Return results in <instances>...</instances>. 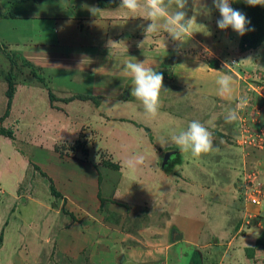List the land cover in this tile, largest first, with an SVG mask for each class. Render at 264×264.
I'll return each instance as SVG.
<instances>
[{
    "label": "crops",
    "instance_id": "1",
    "mask_svg": "<svg viewBox=\"0 0 264 264\" xmlns=\"http://www.w3.org/2000/svg\"><path fill=\"white\" fill-rule=\"evenodd\" d=\"M206 2L188 0L184 11L186 19L193 20L189 36L181 42L162 28L146 39L143 28L151 21L143 8L145 0H140L142 6L136 12L119 9L120 0H0V46L40 68L42 78L74 75L77 82L85 81L86 91L90 90V94L69 90L67 97H62L49 81L48 87L41 85L55 97L50 100L49 91L44 90L48 94L44 107L59 122H74L70 117L75 116L73 108L91 104L82 110L83 120L74 123L78 129L68 128L74 131L71 136L47 126L49 135L78 139L76 134L87 123L93 147L85 155L72 154L66 161L54 149L44 148L43 155L49 160L36 159L37 168L53 185L63 184V191L57 190V195H63V203L70 207V213L64 215L69 228L61 230V235L57 233L62 218H56L55 208L35 225L39 226L36 235L29 230L41 238L40 243L36 239V245L58 244L70 253L73 242L94 243L97 252L106 253L109 247L110 264H183L185 251H191L189 264H260L258 258L264 263L258 256L261 251L248 255L257 248L261 233L256 225L249 228L245 223L264 217V191L259 188L264 186V171L258 162L264 150L242 144L245 105L238 103L248 97L250 80L246 79L256 71L264 77L260 70L264 67V46L242 52L240 35L231 27L219 29L220 13ZM93 7L100 10L95 15L89 10ZM176 10L174 5L168 9L169 13ZM157 23L162 25L164 20ZM204 23H209L206 32L202 31ZM109 41L115 45L109 47ZM127 60L145 61L146 67L163 74L155 117L146 116L142 104L131 96L132 79L122 71ZM241 60L247 61L232 66ZM224 74L233 81L229 97L217 94L216 80ZM19 94L18 87L14 103ZM235 108L236 118L226 123L229 109ZM15 117L22 124L23 117ZM213 117L216 126L209 131L216 150L193 157L168 140L173 132L186 130L193 120L208 127L206 122ZM160 121L167 126L168 136H161L148 125ZM117 128L128 130L122 133ZM171 151L177 154L162 168L165 155ZM97 154L99 163L95 162ZM140 157L142 162H136ZM110 166L118 177L105 200L101 192L110 185L103 170ZM250 196L257 197L259 204L247 201ZM12 211L13 207L2 231L3 250L12 237L25 236V226L23 230L17 227L24 219L12 221ZM138 216L137 225L129 223ZM179 236L182 239L177 240ZM16 244L14 254L6 257L7 264L11 256L30 248L26 240Z\"/></svg>",
    "mask_w": 264,
    "mask_h": 264
},
{
    "label": "rangeland",
    "instance_id": "2",
    "mask_svg": "<svg viewBox=\"0 0 264 264\" xmlns=\"http://www.w3.org/2000/svg\"><path fill=\"white\" fill-rule=\"evenodd\" d=\"M206 1V3L209 2L207 6H211L213 4L212 0ZM217 13H219V11ZM197 16L200 17L199 14H197ZM208 25L209 23H204L205 29L202 30L203 32L208 31ZM218 50H222V47L219 46ZM215 52H217V49ZM173 69L175 71V67H173ZM260 70L262 74H264V67ZM244 72L247 75L251 74L246 70ZM253 73L254 72H252V74ZM253 75L257 76L259 73L256 71ZM41 76L42 73L40 68L28 63L15 53L9 51L6 47L2 48L0 46V236L2 231H4L5 220L8 218L12 207L13 211L11 212V220L19 221V219H21L20 217H22L24 220L22 223L17 222L19 224L17 227L23 230L25 226V236L21 235L19 238H17V236L12 237V239L6 244L4 250V240L0 244V264H7L6 257L8 254L14 252L15 247H17L16 243L20 244L21 242L22 245L24 240H26L28 245L30 244V248L28 247L29 249L27 248V250L17 252L15 257L11 256V259H8V264H110L112 262L110 261V255L108 254L109 247L106 248V253L102 250L97 252L94 243L82 244V241L81 243L73 242V248L75 251L69 246V250L72 252L66 253V251H64V246L61 248L58 244H55V246L52 243L50 245L44 243V246H40V244L36 245L35 242L37 236L34 237L32 232L29 231L34 230L36 235V230L39 229V226L35 225L46 219L49 211L52 213L54 208L56 212L53 211V213L56 214V218H62V222L59 225L60 229H58L59 232L57 234L61 235V230L63 232L66 227L69 228V225H67L69 222L66 224L64 223V215L66 213H70V207L66 203H63V195H61V197L57 195L58 191H63V184L55 183L53 185L54 182L52 183L47 175L43 174V172L37 168L36 159L46 160L48 158V156L43 155L44 151L42 150L44 148L54 149L59 154L61 160L66 161L71 160L72 154H78L81 152L85 155V153H88L90 148L92 149L93 147L91 144L93 139L90 138L92 135L88 133V128H85L87 123H85V127L78 132L80 135L78 133L76 134L78 139L68 138V136L59 139V135H49L50 131L48 129V126L50 129H54L53 127L55 126L58 128L57 132L70 134L69 136H71L74 131H71L68 128L75 126L76 129H78L79 126L74 123H80L83 120L85 114L82 110L86 111V109L91 107V104L83 103L82 106L78 105L73 108L76 113L75 116L71 115L70 117L71 119H75L74 122H70L69 120L59 122V120H56L53 115L48 114V107H44L46 101L48 100V94L45 91H49V89L42 86L47 85L46 87H48L47 81H49V84L53 86L52 88L55 89L58 96L62 97H67L69 90L70 92L77 91L90 94V90L86 91L87 89L84 85L85 81L80 79L77 82L76 79L78 78H75L74 75L56 78L52 76H44V78H42ZM259 77L264 79L262 75H259ZM9 82L13 84L15 94L17 88L19 87L20 94L18 95V102H13L12 108L9 110V114L5 119V113L8 105V97L6 93ZM42 93L46 94L47 97L44 95L42 96ZM247 93L251 94L250 88L247 89ZM13 110L14 116H12ZM15 114L16 116L21 115L23 117L21 119L22 124H19ZM64 125L65 131L61 129ZM148 125L154 126L161 136H168L167 133L170 134V132L167 131V126H164L161 121L158 124H155V122H148ZM115 127L116 126L113 128ZM117 129L122 133L123 131L128 130L125 128ZM1 131L5 134L11 133L14 137H5L1 135ZM85 131L87 133H85ZM258 162L260 165L262 164L261 166H263V172L264 154L261 156L259 155ZM175 163L177 162H174L173 165ZM26 165L28 168H26ZM103 176L104 178H108L107 181L110 185V188H104L103 192H101L102 196H106L105 200H107L109 199L108 191L112 189L111 187L115 184L118 177L117 170H115L113 166L106 167V169L103 170ZM143 178H145V176H143ZM149 178L150 177H147V179ZM250 182L253 187H257L255 183H252L253 181ZM73 185L75 187L77 186L76 184ZM263 187L264 186H260L259 188L264 191ZM53 188L55 191H53ZM259 188L257 190H260ZM15 196L16 198H19H17V203L15 202ZM250 198L246 200L251 202L253 197L250 196ZM14 203L15 205H13ZM54 204L56 205L54 206ZM106 208L108 207L106 206ZM213 211L215 212V208ZM241 211L242 210L240 209L239 212ZM17 216L19 218H17ZM138 218H140V216H138L135 221L132 219L129 223L137 225V222H139ZM256 220L257 221L250 222L249 219H247L245 223L249 226V228L251 225H256L260 230V237H262L264 233V217L259 216ZM79 232L78 237H80ZM243 232H246V228ZM40 233H42L41 229L39 231V234ZM37 241L40 243L41 238L39 240L37 239ZM59 241H61V237ZM31 247L32 250L37 247V250L32 251ZM256 251H261L258 256H262L264 258V247L262 245H259L256 249L249 250L248 255L252 256ZM185 254L187 255L182 257V263H191V251H185ZM258 261H262L260 264H264L261 258H258Z\"/></svg>",
    "mask_w": 264,
    "mask_h": 264
},
{
    "label": "clouds",
    "instance_id": "3",
    "mask_svg": "<svg viewBox=\"0 0 264 264\" xmlns=\"http://www.w3.org/2000/svg\"><path fill=\"white\" fill-rule=\"evenodd\" d=\"M213 6L219 11L220 19L217 20L219 29L224 30L231 27L236 33L243 36L248 30L246 25L249 23L246 17L239 11L230 6L229 0H212ZM245 3L250 6L262 5L264 0H245ZM188 0H145L143 5L147 20L151 23L143 28L146 39L149 35L158 32L161 28L168 33L175 41H185L190 34L192 19H186V8ZM176 7L174 13H169L168 9L172 6ZM140 0H120L119 9H126L129 12H136L141 8ZM92 14L100 11L97 8L89 9ZM164 20L162 25L157 23L158 20ZM143 41L141 45L144 43ZM115 45L109 41V47ZM140 45V46H141ZM249 60V59H248ZM247 60H241L232 66H237ZM122 71L124 74L131 77L133 86L131 88V96L139 101L144 109V114L148 117H155L159 109V97L163 89V74L155 71L152 67H146L144 62H133L127 60L124 62ZM216 83L218 85L217 94L220 97H229L233 92L232 77L228 74L221 75ZM238 103L244 106L248 103L246 97H242ZM236 108L228 111L225 116V122L231 123L236 118ZM215 117L209 119L205 123L198 120H193L188 124L186 130L173 132L168 140L175 144L179 151L190 152L193 157H199L210 151L216 150L213 145V137L209 127L215 128ZM162 143H167V140H162ZM95 162L99 163V155L95 157ZM136 162H142V157L138 158ZM130 167H135V164L130 163Z\"/></svg>",
    "mask_w": 264,
    "mask_h": 264
},
{
    "label": "built area",
    "instance_id": "4",
    "mask_svg": "<svg viewBox=\"0 0 264 264\" xmlns=\"http://www.w3.org/2000/svg\"><path fill=\"white\" fill-rule=\"evenodd\" d=\"M240 79L243 80L244 76ZM246 80H250L248 88L251 94H248V103L242 113L241 142L243 145L264 150V79L259 75H254ZM251 202L259 204L260 200L253 197Z\"/></svg>",
    "mask_w": 264,
    "mask_h": 264
},
{
    "label": "trees",
    "instance_id": "5",
    "mask_svg": "<svg viewBox=\"0 0 264 264\" xmlns=\"http://www.w3.org/2000/svg\"><path fill=\"white\" fill-rule=\"evenodd\" d=\"M231 6L233 9L239 11L242 13L246 20L249 22L246 25V28L248 29L243 36L240 35V50L242 52H246L249 50H256L260 47L264 46V6L262 5H256V6H250L245 3V0H231ZM10 81V80H9ZM7 97H8V105H7V111L5 113V119L7 115L9 114V110L12 108L13 104V98L15 95V88L13 87V84L9 82L8 84V90H7ZM50 100H54V95L51 91H49ZM261 102V101H260ZM1 135L9 138H13V134H5L2 133ZM53 191L54 188H53ZM3 241V233H1L0 236V244ZM259 245H262L264 247V233L262 237L259 238L257 247Z\"/></svg>",
    "mask_w": 264,
    "mask_h": 264
},
{
    "label": "water",
    "instance_id": "6",
    "mask_svg": "<svg viewBox=\"0 0 264 264\" xmlns=\"http://www.w3.org/2000/svg\"><path fill=\"white\" fill-rule=\"evenodd\" d=\"M176 154H177V151L168 152L165 155V157H164V160H163V163H162V168H165L168 165V163H169L170 159L172 158V156H174ZM175 234H176V232H173V235H175ZM180 239H182V236H179V238H177V240H180Z\"/></svg>",
    "mask_w": 264,
    "mask_h": 264
}]
</instances>
